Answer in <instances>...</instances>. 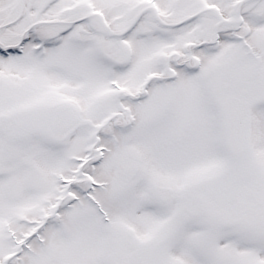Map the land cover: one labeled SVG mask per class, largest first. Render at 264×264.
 <instances>
[{
    "label": "snow or ice",
    "instance_id": "1",
    "mask_svg": "<svg viewBox=\"0 0 264 264\" xmlns=\"http://www.w3.org/2000/svg\"><path fill=\"white\" fill-rule=\"evenodd\" d=\"M0 264H264V0H0Z\"/></svg>",
    "mask_w": 264,
    "mask_h": 264
}]
</instances>
